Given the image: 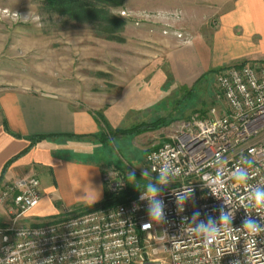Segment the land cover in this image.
Returning <instances> with one entry per match:
<instances>
[{
    "label": "built area",
    "instance_id": "built-area-1",
    "mask_svg": "<svg viewBox=\"0 0 264 264\" xmlns=\"http://www.w3.org/2000/svg\"><path fill=\"white\" fill-rule=\"evenodd\" d=\"M216 82L224 108L177 122L147 153L155 194L142 190L117 206L24 225L45 198L41 179L1 182L9 224L0 226V264H143L144 253L161 264H264V203L256 201L264 192V61L224 67ZM103 180L119 194L129 178L110 168ZM154 200L162 202L158 220L149 215Z\"/></svg>",
    "mask_w": 264,
    "mask_h": 264
},
{
    "label": "rangeland",
    "instance_id": "rangeland-1",
    "mask_svg": "<svg viewBox=\"0 0 264 264\" xmlns=\"http://www.w3.org/2000/svg\"><path fill=\"white\" fill-rule=\"evenodd\" d=\"M233 1L124 0L120 7L104 6L109 22L93 14L69 18L48 9L42 0H0V94L29 91L64 98L76 107L80 103L99 118L103 138H110L111 131L167 124L118 134L106 145L86 137L99 142L89 159L106 161L104 168L123 166L129 180L141 175L142 189L150 190L155 183L145 158L151 145L177 122L206 115L213 107L224 108L216 82L220 68H209L195 79L188 66L200 64L195 58L197 36L206 26L217 25L219 12ZM122 10L133 14L122 15ZM157 14H166L167 19L158 20ZM115 19L120 22L114 24ZM165 25L171 27L169 34H164ZM175 28L192 42L179 39ZM81 155L79 159L85 160ZM86 209L77 206L70 213ZM5 216L0 207V226L9 224ZM61 217L24 225H43Z\"/></svg>",
    "mask_w": 264,
    "mask_h": 264
},
{
    "label": "crops",
    "instance_id": "crops-1",
    "mask_svg": "<svg viewBox=\"0 0 264 264\" xmlns=\"http://www.w3.org/2000/svg\"><path fill=\"white\" fill-rule=\"evenodd\" d=\"M217 21L196 38L195 58L200 64L188 66L192 71L188 74L194 73L195 79L209 68L264 61V0H234L219 12ZM177 77L187 80L185 75ZM101 132L99 118L80 103L76 107L64 98L29 91L0 94V182L36 174L45 192V198L26 214L23 224L71 215L77 206H93L104 200L103 172L112 167L104 168L107 164L101 159H89L99 142L65 136ZM33 135L63 137H47L32 146L29 138ZM166 138L167 134L157 139L147 153ZM79 154L86 159L80 160Z\"/></svg>",
    "mask_w": 264,
    "mask_h": 264
},
{
    "label": "trees",
    "instance_id": "trees-1",
    "mask_svg": "<svg viewBox=\"0 0 264 264\" xmlns=\"http://www.w3.org/2000/svg\"><path fill=\"white\" fill-rule=\"evenodd\" d=\"M47 6L48 9L53 10L54 12H58L61 15L67 16L69 18H73L76 20H79L83 17H90L92 14L97 17V19H100L101 21H109V17L106 13V10L104 6H115L120 7L124 4V0H42ZM102 6V7H101ZM116 20V19H115ZM110 22V21H109ZM120 21L116 20L113 23L118 24ZM247 62H242L241 64H245ZM167 124H154L150 126L141 125L139 127L130 129V130H116L110 132V138H103V133H98L94 135L89 136H77V135H65L66 137H76L79 139H83L86 137H93L100 142L105 143L109 142L108 139L113 140L116 135H132L135 133H141L146 130H155L157 128H160L162 126H165ZM14 136L18 137L19 135L14 134ZM63 137L62 135H33L29 139L31 140V145H35L39 141L47 138V137ZM31 146V147H32ZM30 149V148H29ZM28 149V150H29ZM28 150L23 152L22 154H19L18 156H15L11 159L10 162L14 161L24 153H26ZM10 164V163H9ZM8 167V165L5 167ZM118 168L122 169L123 166L117 165ZM1 183V182H0ZM145 179L141 175H133L131 180L128 181L127 189L119 194H110L107 191L105 192L104 200L102 201V207H113L117 206L118 204L125 203L129 199L134 198L138 195L140 191H142V187L145 185ZM84 208V207H83ZM87 211L92 210L89 206H87Z\"/></svg>",
    "mask_w": 264,
    "mask_h": 264
},
{
    "label": "clouds",
    "instance_id": "clouds-1",
    "mask_svg": "<svg viewBox=\"0 0 264 264\" xmlns=\"http://www.w3.org/2000/svg\"><path fill=\"white\" fill-rule=\"evenodd\" d=\"M150 191H152L153 194H155L157 190L154 187L150 186ZM256 201L258 204L264 203V192H257ZM149 215L153 219L158 220L160 218V216L162 215V202L161 201H158V200L153 201L149 209Z\"/></svg>",
    "mask_w": 264,
    "mask_h": 264
},
{
    "label": "water",
    "instance_id": "water-1",
    "mask_svg": "<svg viewBox=\"0 0 264 264\" xmlns=\"http://www.w3.org/2000/svg\"><path fill=\"white\" fill-rule=\"evenodd\" d=\"M143 264H161L159 262H151L149 261L148 255L146 253L143 254Z\"/></svg>",
    "mask_w": 264,
    "mask_h": 264
}]
</instances>
